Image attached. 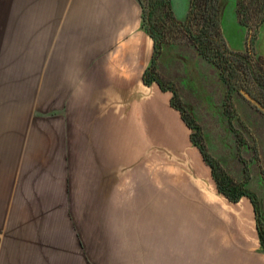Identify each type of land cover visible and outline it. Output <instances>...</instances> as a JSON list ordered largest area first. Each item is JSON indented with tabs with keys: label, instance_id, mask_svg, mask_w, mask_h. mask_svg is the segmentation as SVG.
<instances>
[{
	"label": "rangeland",
	"instance_id": "rangeland-1",
	"mask_svg": "<svg viewBox=\"0 0 264 264\" xmlns=\"http://www.w3.org/2000/svg\"><path fill=\"white\" fill-rule=\"evenodd\" d=\"M235 1L220 0L219 18L229 48L243 51ZM171 6L183 20L188 0ZM141 14V0H0V264L122 263L115 239L146 223L137 214L172 207L162 195L195 200L190 211L253 214L246 196L217 190L170 90L120 84L136 58L150 62ZM258 34L261 54L264 25ZM168 38L157 73L226 174L255 193L264 221V115L234 92L229 123L217 69Z\"/></svg>",
	"mask_w": 264,
	"mask_h": 264
},
{
	"label": "trees",
	"instance_id": "trees-1",
	"mask_svg": "<svg viewBox=\"0 0 264 264\" xmlns=\"http://www.w3.org/2000/svg\"><path fill=\"white\" fill-rule=\"evenodd\" d=\"M219 3L220 0H188L186 16L178 20L173 13L171 0H141L142 24L152 38L151 59L143 70L142 81L146 85L155 82L162 90L172 92L170 104L179 111L182 121L191 129L190 140L210 167L217 190L231 202L238 201L241 196L250 200L264 248V221L260 217L255 193L245 188L244 182H237L226 174L217 159L209 153L201 126L184 108L174 86L166 84L156 70L162 45L168 37L187 41L202 58L214 65L219 79L225 84V113L229 123L234 116L231 103L234 92H243L264 115V55L257 54L253 47V40L264 25V0L235 1L237 23L246 31L243 51L232 50L227 45L220 24Z\"/></svg>",
	"mask_w": 264,
	"mask_h": 264
},
{
	"label": "crops",
	"instance_id": "crops-1",
	"mask_svg": "<svg viewBox=\"0 0 264 264\" xmlns=\"http://www.w3.org/2000/svg\"><path fill=\"white\" fill-rule=\"evenodd\" d=\"M257 41L258 37L255 49L263 55L264 46L258 45ZM146 66L136 58L130 67L137 71L134 75L123 76L120 84L131 86L133 83L142 89L146 85L142 81ZM131 92L132 87L123 90V94ZM163 183L160 187L162 194ZM159 197V205L172 207L163 212L161 206L162 211L148 218H145L147 214H137L139 218L136 220L146 223L124 227L123 241L115 239L118 248L123 249V258H116L117 262L122 261L118 264H264V248L254 212H196L195 200L179 195L168 196L166 201L163 195ZM182 205L187 208H176ZM190 205H194L192 211ZM125 220L132 221L133 218Z\"/></svg>",
	"mask_w": 264,
	"mask_h": 264
}]
</instances>
